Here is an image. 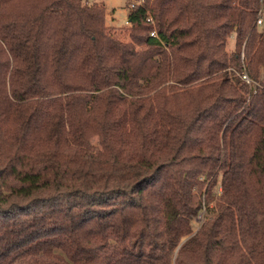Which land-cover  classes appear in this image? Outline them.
Masks as SVG:
<instances>
[{
	"label": "trees",
	"instance_id": "1",
	"mask_svg": "<svg viewBox=\"0 0 264 264\" xmlns=\"http://www.w3.org/2000/svg\"><path fill=\"white\" fill-rule=\"evenodd\" d=\"M127 9L0 0V264H264V0Z\"/></svg>",
	"mask_w": 264,
	"mask_h": 264
},
{
	"label": "rangeland",
	"instance_id": "2",
	"mask_svg": "<svg viewBox=\"0 0 264 264\" xmlns=\"http://www.w3.org/2000/svg\"><path fill=\"white\" fill-rule=\"evenodd\" d=\"M90 1H96L98 3H101L106 8V23L108 25L116 26L115 28H120L121 26L125 25L127 22V4L132 2V0H90ZM119 37L125 38V35L123 33L119 34ZM228 50H232L233 48V38L229 39ZM256 83H254L255 85ZM208 216V213L206 210H202V217ZM197 221L195 223V229L199 226L198 223L201 221Z\"/></svg>",
	"mask_w": 264,
	"mask_h": 264
},
{
	"label": "built area",
	"instance_id": "3",
	"mask_svg": "<svg viewBox=\"0 0 264 264\" xmlns=\"http://www.w3.org/2000/svg\"><path fill=\"white\" fill-rule=\"evenodd\" d=\"M144 3V0H132V2H130V6L133 7V6H136V5H141ZM263 18L264 17H260L258 20H257V23L258 24H262L263 23ZM147 21L153 23V20L151 18V16H148L147 18ZM152 35H155V31H152L151 32ZM240 77L242 80H244L245 82H247L248 84L250 85H254V82L250 79V77L248 76V74L246 73L245 70H243L241 73H240ZM201 217H202V211L196 216V220L199 221L201 220Z\"/></svg>",
	"mask_w": 264,
	"mask_h": 264
},
{
	"label": "water",
	"instance_id": "4",
	"mask_svg": "<svg viewBox=\"0 0 264 264\" xmlns=\"http://www.w3.org/2000/svg\"><path fill=\"white\" fill-rule=\"evenodd\" d=\"M186 238H184L182 241H184Z\"/></svg>",
	"mask_w": 264,
	"mask_h": 264
}]
</instances>
